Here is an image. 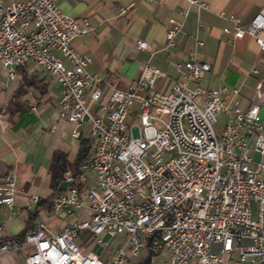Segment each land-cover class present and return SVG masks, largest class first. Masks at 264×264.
Listing matches in <instances>:
<instances>
[{
  "label": "built area",
  "instance_id": "1",
  "mask_svg": "<svg viewBox=\"0 0 264 264\" xmlns=\"http://www.w3.org/2000/svg\"><path fill=\"white\" fill-rule=\"evenodd\" d=\"M219 14L233 21L232 40L253 37L264 55V2L246 24L234 12L221 9ZM168 21L165 40L172 44L181 21ZM93 28L87 15L64 12L58 0H0V70L12 78L19 65L36 62L57 81L56 119L73 122L75 137L88 125L92 154L79 177L88 171L94 175L83 192L71 185L50 198L54 213L86 208V218L54 232L33 219L24 235L0 234V253L31 244L33 250L20 264H122L147 243L150 249L167 250L159 264H219L233 256L264 264L260 82L258 102L244 108L237 87L198 82L210 64L191 51L176 63L179 76L167 88L158 87L166 73L150 60L152 44L138 39L136 47L149 54L138 59L136 77L118 86L88 71L91 55L72 44ZM220 113L226 119L217 133ZM66 178L74 181L75 175L68 172ZM15 191L14 176L7 171L0 203L11 205ZM84 229L100 244L106 243L104 235L121 234L123 241L102 258L77 242ZM243 237L251 242L242 244ZM213 241L221 244L217 252L210 250Z\"/></svg>",
  "mask_w": 264,
  "mask_h": 264
},
{
  "label": "crops",
  "instance_id": "2",
  "mask_svg": "<svg viewBox=\"0 0 264 264\" xmlns=\"http://www.w3.org/2000/svg\"><path fill=\"white\" fill-rule=\"evenodd\" d=\"M201 1L204 3L203 6L191 0H58V5L66 13L89 17L94 26L93 30L75 36L72 44L91 55L87 70L104 76L112 84L126 86L136 77L138 59L149 54L146 49L136 47V42L138 39H146L152 44L151 62L166 73L157 80L158 87L167 88L179 76L176 63L186 59L191 51H195L199 59L210 64L209 69L202 70L198 79L200 84L217 86L223 83L229 87H237L244 108L250 103L258 102V82L259 90L264 92V55L253 37L244 36L232 40L233 21L221 16L219 10L234 12L239 16L240 22L246 24L259 10L264 0ZM184 9L187 10L186 13L183 12ZM169 17L181 21L172 44H167L165 40ZM224 26H227L228 30H224ZM30 63L32 62L27 64V72L34 73L38 79L47 81V84L43 92L34 88L28 89L22 96L28 100V106L24 109L36 111L40 105L39 111L45 109L48 112L46 118L26 126L15 121V115L19 111L8 114L4 112L3 107L0 108V159L12 165L9 171L14 176L16 188L11 205L0 203L2 235L17 234L33 219L43 221L37 218L40 213L45 219L43 222L47 230L51 232L61 229L75 219L86 218L89 214L86 208L54 213L51 207L38 203L40 198L50 199L56 193L50 185L49 177L55 158L52 152L55 149L63 150L67 154V159L72 162L78 151L80 139H88L89 143V130L88 125L84 123L81 134L75 137L71 134L73 122L56 119L59 85L40 64L35 62L37 65L31 66ZM224 64H231L238 72L236 85L226 84L220 77L219 72ZM260 64L262 67L258 66ZM254 67L257 71L252 70ZM1 71L2 69L0 106H3L16 86L18 77L10 78L5 69L3 74ZM248 75H252L254 80L243 89ZM263 112L262 105L261 113ZM89 144L92 149V144ZM252 155L256 159L259 158L255 152ZM262 158L264 160V155ZM80 171L82 168L78 172H74L71 167L65 170L64 178L69 172L75 175V180H68L64 191H67L69 186L76 185L78 190L83 192L94 181V175L89 171L86 172L84 179L80 178ZM26 201H29V206L25 204ZM104 237L105 244L97 243L93 234L84 229L79 233L77 242L82 249H91L99 254L105 251V256L108 257L123 241V235ZM240 242L248 244L251 239L243 237ZM220 247L221 244L217 241L210 244V250L214 252L219 251ZM21 248L0 253V264H20L26 254L24 248ZM141 249H143L141 258L136 259L140 256ZM140 250L138 255L132 258L136 264L145 258H148V264H159L167 256L165 248L153 250L147 243ZM219 264H247V261H239L233 256Z\"/></svg>",
  "mask_w": 264,
  "mask_h": 264
},
{
  "label": "trees",
  "instance_id": "3",
  "mask_svg": "<svg viewBox=\"0 0 264 264\" xmlns=\"http://www.w3.org/2000/svg\"><path fill=\"white\" fill-rule=\"evenodd\" d=\"M27 64L19 65L16 68V75L18 82L14 89L9 94L5 104L0 106L4 108V112L11 114L15 111H20L28 106V100L22 97L29 88H34L43 92L47 81L38 79L34 73L27 72ZM92 154L91 145L88 143V139H80L79 148L76 156L72 162H70L66 153L63 150L55 149L53 155H55L54 162L49 171L50 185L53 187L55 192L62 191L64 188L58 186L59 181L64 178V172L68 167H71L74 172H78L80 168L87 165L90 162ZM12 165L7 164L5 161L0 159V178L10 169ZM39 204H43L45 207H51V200L49 198H40ZM30 227V223L20 230L17 234L24 235V233Z\"/></svg>",
  "mask_w": 264,
  "mask_h": 264
},
{
  "label": "rangeland",
  "instance_id": "4",
  "mask_svg": "<svg viewBox=\"0 0 264 264\" xmlns=\"http://www.w3.org/2000/svg\"><path fill=\"white\" fill-rule=\"evenodd\" d=\"M31 66L33 65H37L35 62H32L30 63ZM259 67H262V64L258 65ZM4 69H2L1 73L3 74ZM220 77L222 78V80L226 83V84H230V85H236V83L238 82V72H236L234 70V68L232 67V65H223V67L221 68L220 70ZM254 80V78L252 77V75H248L247 76V80L245 82V85L243 87V89H245V87L247 86L248 83H251L252 81ZM242 89V92H244V90ZM249 92V91H248ZM41 106L38 105V109H36V111H30V110H27V109H24V110H21L19 111L16 115H15V121H18L19 123H22L23 125H28V124H31V123H34L35 121H39V119H42V118H46V115H47V112L48 110H45L43 109L42 111H39V108ZM39 113V114H38ZM38 114V115H37ZM225 119H226V116L224 113H220L218 115V118H217V121L215 123V130L217 131V133H219L221 131V129L223 128L224 126V123H225ZM137 122H139V119L136 118L135 119ZM64 121V120H63ZM65 121H68V120H65ZM148 133L151 134L152 131L151 129L149 128L148 129ZM52 155H53V152H52ZM38 219H42L44 222H45V219L42 215V213L38 214ZM24 248V251L25 252H29V251H32L33 250V245L29 244V245H25L23 246ZM19 249H22V248H19ZM106 250V249H105ZM103 253L100 254V256L102 258H105V251H102ZM140 256H138V258L136 256H134L133 258L136 257V259H139L141 258V255H142V252H143V249L140 250ZM122 264H136L133 259L129 262H123Z\"/></svg>",
  "mask_w": 264,
  "mask_h": 264
},
{
  "label": "water",
  "instance_id": "5",
  "mask_svg": "<svg viewBox=\"0 0 264 264\" xmlns=\"http://www.w3.org/2000/svg\"><path fill=\"white\" fill-rule=\"evenodd\" d=\"M67 182H68V180H67L66 178L61 179V180L59 181L58 186H59L60 188H64L65 185L67 184ZM148 263H149L148 258H145V259H143V260L137 262V264H148Z\"/></svg>",
  "mask_w": 264,
  "mask_h": 264
}]
</instances>
